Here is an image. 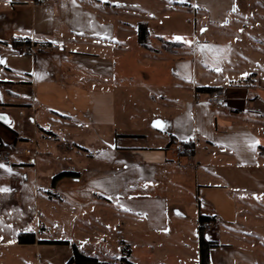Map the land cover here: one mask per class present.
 <instances>
[{
  "label": "crops",
  "instance_id": "crops-1",
  "mask_svg": "<svg viewBox=\"0 0 264 264\" xmlns=\"http://www.w3.org/2000/svg\"><path fill=\"white\" fill-rule=\"evenodd\" d=\"M231 1L222 14L182 1L197 13L184 43L171 33L178 3L0 0V143L9 146L0 149V188L10 189L0 191V264H19V250L33 259L43 240L68 241L52 246L66 248L69 261L72 245L83 250L87 235L100 250L117 241L118 255L123 242L132 264H200L201 215L218 224L206 234L218 243L210 264L257 261V248L264 250V44L242 41L244 12ZM157 9L171 21L146 16ZM141 22L156 51L140 46ZM208 32L218 39H204ZM152 37L161 47V40L182 45L163 54ZM207 88L227 102L212 105L211 94L198 91ZM185 143L192 155L176 151ZM62 172L79 177L53 187ZM42 194L59 200V217L71 215L75 238L43 239L70 224L51 219L54 202L44 198L42 216ZM24 232L37 243L19 244ZM50 251L37 264H54ZM83 253L104 262L124 256Z\"/></svg>",
  "mask_w": 264,
  "mask_h": 264
},
{
  "label": "rangeland",
  "instance_id": "rangeland-1",
  "mask_svg": "<svg viewBox=\"0 0 264 264\" xmlns=\"http://www.w3.org/2000/svg\"><path fill=\"white\" fill-rule=\"evenodd\" d=\"M182 1L188 2L189 4H195L196 6H198L199 8L202 9V7H209L211 10H213L216 13H221L222 12H226V10L230 7H232V1L231 0H163V6H165L166 3H178L176 5H178L175 9L176 12H174L171 16V18H173V21H175L177 27V30H175L174 32H171L172 35L175 36H181L184 38V40H187L189 42H191L192 40V30H191V26H190V22H194V15L197 17V13L193 14V10L192 8L189 6L187 7L186 5L181 6ZM236 7H237V11H241L242 13L244 12V15L242 16V22L244 23V27H241V30H244L246 32H242L240 34V38H242V41H244L245 39L251 38V40L254 41H259L261 43L264 44V0H236ZM233 9V8H232ZM200 10V9H199ZM244 10V11H243ZM164 11V10H163ZM146 16L150 19V18H155L156 21L155 23L157 24V22H168L171 21L170 19H168L169 17L164 14L161 11L157 10H150V11H146ZM164 14V15H163ZM135 17L131 16L130 20L131 22L135 21ZM200 19V23L204 22L202 19V16L200 18V11L198 12V20ZM174 23V24H175ZM231 23H233L232 18H231ZM156 27V29L152 28L153 32L157 33L161 31L158 30L157 26L154 25ZM246 29V30H245ZM158 35V34H157ZM159 35H163V34H159ZM164 34V37H166ZM247 36V37H246ZM174 37H172V39H174ZM204 39H210L212 42L217 40L218 38H216V36H214L211 32L206 33L205 35H203ZM157 38L156 37H152V42L156 43V45L158 46V48H161V45L158 43V41H156ZM176 40V39H174ZM184 40H180V41H184ZM169 50H171V48H169ZM163 54H166V52L168 51H162ZM171 52V51H169ZM42 196V197H41ZM40 196V211L42 216H46L47 213V206L46 203L51 200L54 203H52L51 207L54 206L53 208H50V212L54 213V211L58 210L59 212L61 211V209L59 208V206H61V203L59 202V200H56L55 198H53L52 194H42ZM47 200V202L44 199ZM57 207V209H56ZM64 210V208L62 209ZM58 214L54 213V217L51 216V219H55L57 222L60 223L59 219H62V221L66 222L67 224H70L69 227H67L65 231L63 232H59L58 230H51V232L53 233H45L43 236V239H73L75 238L74 235V230H75V226L73 224V222L70 220L71 218L69 216H71L69 214V216L66 214V216H61L64 215L62 213ZM84 213H89L87 210L84 211ZM47 217V216H46ZM64 217V218H63ZM48 219H50V217H48ZM53 219V220H54ZM52 220V221H53ZM61 221V222H62ZM74 226V227H73ZM69 228H71L69 230ZM122 228V227H121ZM122 231V229H120V232ZM84 233V231H83ZM85 234V233H84ZM82 234V235H84ZM114 239V238H113ZM74 241V240H72ZM84 244L83 247H81L83 250H80L82 253L86 252V253H97L99 252L101 254V258L102 259H118L119 257H121L122 255L126 256L127 255V249L128 247L123 243L120 242L122 245V250L121 253L118 255L119 251L118 249H116L118 247L117 245V241L114 240L113 241H108V243L103 244V250L97 249L96 247V243L98 241H94L92 239V236H83V241ZM140 242V241H139ZM137 242V243H139ZM42 247L41 249L38 251V255L37 252H34V257L32 259L31 256H26V252L19 250L17 253L18 256V260H19V264L21 263V261H25L24 264H37L38 261V257L43 261L45 260V256L48 252V250H51L50 252H54L52 253V257H51V263L54 264H65L67 263V254L65 253L66 248H60V247H54L52 245H48V244H40ZM45 246V247H43ZM258 249V259L254 264H264V250L260 249L259 247ZM31 252V251H30ZM73 254V250L71 251ZM118 252V253H117ZM27 258H29L28 262H27ZM119 261V260H118Z\"/></svg>",
  "mask_w": 264,
  "mask_h": 264
},
{
  "label": "trees",
  "instance_id": "trees-1",
  "mask_svg": "<svg viewBox=\"0 0 264 264\" xmlns=\"http://www.w3.org/2000/svg\"><path fill=\"white\" fill-rule=\"evenodd\" d=\"M138 42L141 47L148 51H156V49L152 46L150 41V32L148 28V24L145 22H141L138 25ZM162 49L168 50L172 47H180L182 44L180 42H169L165 40H161ZM22 45L23 43L15 42L14 45ZM24 44L29 45V42H25ZM198 91H206L210 94L219 92L218 88H207L205 90H198ZM188 149L189 155H192L194 152L193 144L192 143H185L184 144ZM1 148H9V146L0 143ZM79 175L73 172H62L53 177L52 184L53 187L57 185L61 180L66 178L76 179ZM215 221L212 217H207L201 215L199 217V235H200V264H210V250L212 248L218 247V243L216 241L209 240L207 238L205 224L208 222ZM18 243L19 244H35L37 243L36 237L34 233L24 232L19 234L18 236ZM39 244H48V245H69L68 241L63 240H43L39 241ZM73 248V256L69 259L66 264H132L123 256L119 262H104L100 261L96 257L87 256L80 251V249L76 245H72Z\"/></svg>",
  "mask_w": 264,
  "mask_h": 264
},
{
  "label": "built area",
  "instance_id": "built-area-1",
  "mask_svg": "<svg viewBox=\"0 0 264 264\" xmlns=\"http://www.w3.org/2000/svg\"><path fill=\"white\" fill-rule=\"evenodd\" d=\"M44 1V0H43ZM54 47V46H53ZM52 48V46H40L39 49L44 51V50H48ZM29 50L34 51L35 47L32 46V48H28V47H22L21 51L22 52H28ZM227 96L224 93H213L210 95L209 97V102L214 105V106H220V105H224L227 102ZM190 149H188L184 144H178L176 146V151L178 153H184V152H188ZM205 228H206V233H210V234H215L218 231V224L216 223V221H211L208 222L207 224H205Z\"/></svg>",
  "mask_w": 264,
  "mask_h": 264
},
{
  "label": "snow or ice",
  "instance_id": "snow-or-ice-1",
  "mask_svg": "<svg viewBox=\"0 0 264 264\" xmlns=\"http://www.w3.org/2000/svg\"><path fill=\"white\" fill-rule=\"evenodd\" d=\"M174 39H176L177 41L184 40V38L181 37V36H175ZM184 43H189V41L184 40ZM2 62H3V60L0 59V63H2ZM0 118H3V117L0 116ZM0 167H6V166L3 165V164H0ZM8 171H11V169H8ZM0 191H10V189H8V188H0Z\"/></svg>",
  "mask_w": 264,
  "mask_h": 264
}]
</instances>
